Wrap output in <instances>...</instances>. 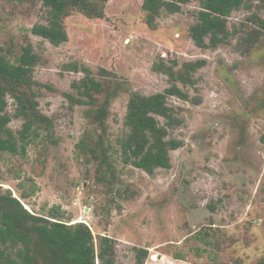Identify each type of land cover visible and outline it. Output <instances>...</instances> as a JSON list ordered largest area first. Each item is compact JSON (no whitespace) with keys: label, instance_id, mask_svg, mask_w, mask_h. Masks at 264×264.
Wrapping results in <instances>:
<instances>
[{"label":"rangeland","instance_id":"374dc122","mask_svg":"<svg viewBox=\"0 0 264 264\" xmlns=\"http://www.w3.org/2000/svg\"><path fill=\"white\" fill-rule=\"evenodd\" d=\"M144 0H109L106 15L65 19L68 40L55 46L32 32L48 24L44 0H0V55L15 61L28 42L40 57L34 78L39 108L54 123V141L37 138L26 155L0 152V186L22 199L31 212L57 210L69 223L90 226L116 243L115 264H260L264 261V35L249 47L252 20L264 17V0H247L229 18L233 35L217 48H201L190 27L201 10L192 0L175 14L146 21ZM205 59L194 86L177 84L188 100L172 97L181 124L170 137L182 141L171 152L172 166L149 174L125 165L120 140L132 92L151 95L170 87L162 62L180 67ZM96 75L107 70L125 88L113 99L103 147L101 132L86 116V105H71L66 93L84 77L71 64ZM68 65V66H67ZM16 135L23 121L14 117ZM164 122L163 119H161ZM92 137L81 145L82 140ZM109 156L113 175L102 165ZM104 173V175H103ZM24 198H23V197ZM154 259H153V258ZM99 262V260H98Z\"/></svg>","mask_w":264,"mask_h":264},{"label":"trees","instance_id":"16d2710c","mask_svg":"<svg viewBox=\"0 0 264 264\" xmlns=\"http://www.w3.org/2000/svg\"><path fill=\"white\" fill-rule=\"evenodd\" d=\"M109 0H44L48 10V24H36L32 32L48 39L55 46L68 40L65 19L81 14L87 19H100L106 15ZM192 0H144L146 21L156 28L157 18L163 14H175ZM201 10L197 21L190 27V36L201 48H217L229 41L233 31L229 28L232 13L247 0H199ZM255 29L247 31L245 42L256 46L264 35V17L252 20ZM40 57L28 42L22 53L13 61L0 55V152L26 155L28 146L37 138L54 141V123L39 108V91L34 71ZM200 59L176 65L163 62L156 69L169 76L172 85L162 92L144 95L132 92L125 117L127 135L120 140L122 161L149 174L159 168L172 166L171 152L182 146V141L170 137V130L181 124L180 111L170 103L172 97L189 99L185 86L197 83L195 72L206 64ZM68 66V65H67ZM71 70L82 71L84 77L73 83L76 93H66L71 105H86V116L100 130L96 145L103 147L108 133L110 106L114 98L125 88L117 78L105 69L96 75L86 66L71 64ZM8 97L14 99V117L23 121L19 134L9 127L13 119L8 111ZM164 120V122L161 121ZM94 141L82 140L81 145ZM102 165L113 175L109 156L103 151ZM104 175V173H103ZM0 186V264H115V240L104 235L97 248L95 236L84 222L69 223L57 210L50 215L29 211L22 199L10 189ZM23 197V196H22ZM24 198V197H23ZM137 259L143 264L148 256L146 248H137ZM260 264H264V261Z\"/></svg>","mask_w":264,"mask_h":264},{"label":"water","instance_id":"95a60500","mask_svg":"<svg viewBox=\"0 0 264 264\" xmlns=\"http://www.w3.org/2000/svg\"><path fill=\"white\" fill-rule=\"evenodd\" d=\"M100 262H98V264H99Z\"/></svg>","mask_w":264,"mask_h":264},{"label":"built area","instance_id":"2783aa9c","mask_svg":"<svg viewBox=\"0 0 264 264\" xmlns=\"http://www.w3.org/2000/svg\"><path fill=\"white\" fill-rule=\"evenodd\" d=\"M153 258V257H152ZM154 259V258H153Z\"/></svg>","mask_w":264,"mask_h":264}]
</instances>
